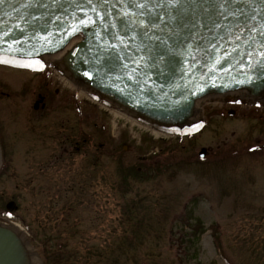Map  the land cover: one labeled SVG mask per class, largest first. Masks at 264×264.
<instances>
[{"label":"rangeland","instance_id":"rangeland-1","mask_svg":"<svg viewBox=\"0 0 264 264\" xmlns=\"http://www.w3.org/2000/svg\"><path fill=\"white\" fill-rule=\"evenodd\" d=\"M54 62L0 66V212L15 202L40 239L76 250L74 264H133V252L141 264H264V150H248L264 147L263 104L205 101L195 135L162 132L101 103L88 118L79 110L92 99ZM123 169L131 180L141 174L132 190ZM130 197L153 219L149 235H131L124 222ZM13 224L45 264L38 242Z\"/></svg>","mask_w":264,"mask_h":264},{"label":"water","instance_id":"water-1","mask_svg":"<svg viewBox=\"0 0 264 264\" xmlns=\"http://www.w3.org/2000/svg\"><path fill=\"white\" fill-rule=\"evenodd\" d=\"M82 34L77 67L56 57ZM46 58L100 103L187 135L199 125L200 110L190 107L196 98L264 102V80L256 81L264 78V0H0V66L34 70ZM161 98L178 112H164ZM21 233L0 222V264H39Z\"/></svg>","mask_w":264,"mask_h":264},{"label":"trees","instance_id":"trees-1","mask_svg":"<svg viewBox=\"0 0 264 264\" xmlns=\"http://www.w3.org/2000/svg\"><path fill=\"white\" fill-rule=\"evenodd\" d=\"M66 91H68V90H66ZM80 109H81L80 112H82L83 116H86L89 118V117H91L90 114L94 115V111L97 112L99 107L97 104H94L90 101H87L80 107ZM258 112H259V119L263 120L264 119V111L258 110ZM107 133H108L107 134L108 139H110V134H109V132H107ZM194 137L195 136H188V138H190V141L193 140ZM178 139H179V142H183V137H179ZM178 145H180V144L178 143ZM262 148H264V147H261V148L256 147L254 149H253V147H251L248 150H249L250 155H253L254 153L256 154L260 149H261V151L264 150ZM123 150H125V149H123ZM124 154H125L124 156H129V153H126L125 151H124ZM124 170L125 169H123V171ZM124 172L125 173H124L123 187H129V186H131L130 184L138 182L137 179L141 175L138 170H133L132 176H131L132 180H131L130 178H128V173L126 172V170ZM132 188H133L132 186L129 187L130 190H132ZM121 192H122V190H121ZM124 199H125V197L123 198V200ZM126 205L127 206L123 207V213L122 214H123L124 222L129 225V227L132 231L131 235L137 236L138 233L141 232V230H143V231L145 230L148 233L150 230L149 228L151 226V221L153 219L149 221L147 218L148 215L146 216V219H145V215L142 216L141 211H142V208H144V207L137 205L135 203V201L133 200V198H131V197L127 199ZM145 211L147 212L146 209H145ZM155 216H158V215L156 214ZM0 218L9 220L11 222H19L27 229L28 233L31 235V237L34 239V241L38 242L39 247H40L39 249L41 252L40 254L44 258L45 264H74L75 263V256L77 255L76 250L67 249L66 244H61L59 249L53 248L49 244V242H50L49 238L40 239L39 238V231H35V230H32L31 228L27 227L28 224H27L24 216H22V215L20 216V214L17 212L10 214L6 210V211L0 212ZM154 221H156V220H154ZM147 223H149L148 226H147ZM124 232L126 233L127 230H125ZM148 235H149V233H148ZM194 235H196V234H194ZM139 237L141 238L140 235H139ZM140 245H142V242H139V246ZM132 249L137 250L138 247L135 246V247L130 248V250H132ZM131 254H132V252H131ZM133 254L134 255L130 256L128 258V260L130 262H133V264H141V262H139V260L136 258L137 255L134 252H133ZM103 255H104L103 253L97 254V256L99 258L103 257ZM100 261H103V259H101Z\"/></svg>","mask_w":264,"mask_h":264},{"label":"bare ground","instance_id":"bare-ground-1","mask_svg":"<svg viewBox=\"0 0 264 264\" xmlns=\"http://www.w3.org/2000/svg\"><path fill=\"white\" fill-rule=\"evenodd\" d=\"M87 44V41L84 37V35H80L79 37H77L76 39H74L73 41H71L62 51H60L56 57H58L59 59L61 58H65V60H73L71 62L72 66L73 67H77V65L79 64V54H80V50L83 49V46H85ZM26 62V61H25ZM258 78H256V81H261L260 79H263V77L261 76H257ZM92 79H100L99 76H97V74L95 72H93V78ZM127 88V87H126ZM129 89V88H127ZM123 90V89H122ZM125 90V89H124ZM131 90L128 91V93H132L130 92ZM207 100H210V97H207V98H196L194 99V101L190 102V107L191 109H193V112L195 111V113H197L199 110H200V106L202 105V103H204L205 101ZM164 101V102H162ZM157 103H159V107H162L164 108L163 111L166 112L167 114L168 113H172V114H176L178 112L175 104H171L169 102H166V100L164 99H159L157 100ZM167 104V106H166ZM169 104V105H168ZM177 110V111H176ZM18 228V231H22L18 226H16ZM22 234V238H26L25 234L24 233H21Z\"/></svg>","mask_w":264,"mask_h":264},{"label":"flooded vegetation","instance_id":"flooded-vegetation-1","mask_svg":"<svg viewBox=\"0 0 264 264\" xmlns=\"http://www.w3.org/2000/svg\"><path fill=\"white\" fill-rule=\"evenodd\" d=\"M50 61H55V63L57 62L55 59H50ZM236 99H237V101L238 100H240V97L239 96H234ZM227 100H228V98L226 97H224V98H222V99H220V101L222 102V104H223V106L225 105V104H227ZM264 105V104H263Z\"/></svg>","mask_w":264,"mask_h":264}]
</instances>
